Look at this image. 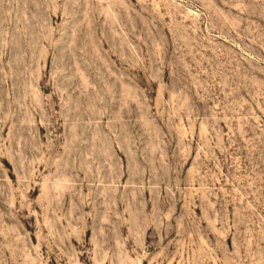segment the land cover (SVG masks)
Masks as SVG:
<instances>
[{"label": "rangeland", "instance_id": "1", "mask_svg": "<svg viewBox=\"0 0 264 264\" xmlns=\"http://www.w3.org/2000/svg\"><path fill=\"white\" fill-rule=\"evenodd\" d=\"M0 264H264V0H0Z\"/></svg>", "mask_w": 264, "mask_h": 264}]
</instances>
